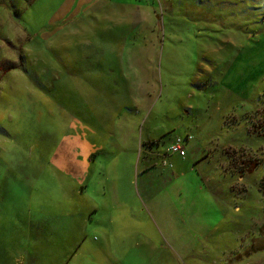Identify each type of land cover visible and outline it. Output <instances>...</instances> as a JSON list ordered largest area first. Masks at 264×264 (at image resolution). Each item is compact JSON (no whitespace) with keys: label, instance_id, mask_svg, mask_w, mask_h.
<instances>
[{"label":"rangeland","instance_id":"1","mask_svg":"<svg viewBox=\"0 0 264 264\" xmlns=\"http://www.w3.org/2000/svg\"><path fill=\"white\" fill-rule=\"evenodd\" d=\"M263 175L264 0H0V264H264Z\"/></svg>","mask_w":264,"mask_h":264},{"label":"trees","instance_id":"2","mask_svg":"<svg viewBox=\"0 0 264 264\" xmlns=\"http://www.w3.org/2000/svg\"><path fill=\"white\" fill-rule=\"evenodd\" d=\"M224 152L226 153L227 151L224 150ZM229 157L231 158V155ZM260 164H261V162H259L258 160H254V158H251V157L246 159V160L243 159V164L240 165L239 169H238L239 173L241 175H243L245 173V171L253 170L255 167L259 166ZM234 170H236V169H234ZM258 188H259V191H261L264 194V175L259 181Z\"/></svg>","mask_w":264,"mask_h":264},{"label":"built area","instance_id":"3","mask_svg":"<svg viewBox=\"0 0 264 264\" xmlns=\"http://www.w3.org/2000/svg\"><path fill=\"white\" fill-rule=\"evenodd\" d=\"M181 144V140L177 139L176 142L174 144H172L169 149L167 151L172 152V153H178L180 156H184L185 155V151L184 148ZM167 162H164V165H166Z\"/></svg>","mask_w":264,"mask_h":264}]
</instances>
